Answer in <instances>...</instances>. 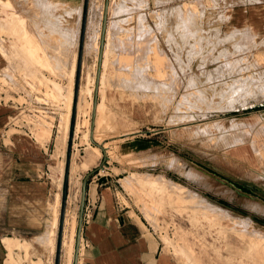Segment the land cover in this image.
<instances>
[{
	"label": "rangeland",
	"instance_id": "obj_1",
	"mask_svg": "<svg viewBox=\"0 0 264 264\" xmlns=\"http://www.w3.org/2000/svg\"><path fill=\"white\" fill-rule=\"evenodd\" d=\"M84 6L0 0V23L18 27L0 28V103L12 106L0 131V173L30 167L19 149L15 157L17 139L42 149L32 180L14 195L3 193L8 180H0V264H55L68 150L76 165L66 185L71 218L87 166L110 171L99 144L121 166L122 201L181 263L195 264L189 242L199 264H264V24L238 20L245 6L264 8V0H109L95 115L105 0H88L79 91L94 89L75 97ZM66 114L65 152L57 154ZM143 123L161 147L128 154L120 144ZM42 129L51 130L49 140L39 139ZM6 236L20 241L12 255Z\"/></svg>",
	"mask_w": 264,
	"mask_h": 264
},
{
	"label": "crops",
	"instance_id": "obj_2",
	"mask_svg": "<svg viewBox=\"0 0 264 264\" xmlns=\"http://www.w3.org/2000/svg\"><path fill=\"white\" fill-rule=\"evenodd\" d=\"M262 10L263 7L245 6L243 10L245 16L238 18L235 13L233 17L234 20L238 18L241 22L255 23L260 17L263 21L256 24L261 27L264 24V17H261ZM11 114L12 106L0 103V131L6 126L7 121H10ZM147 125L143 123L137 130L138 134L125 138L120 144L128 154L135 153L141 156L147 153L155 154L156 149L161 147L160 137ZM16 144L15 157L19 149L25 164L30 167H26L23 172H18L17 169L10 170L5 173L6 176L0 173V180L4 177L8 180L7 188L3 189V193L6 190L9 197L14 195L17 186L30 183L29 180H32L31 176L34 174L33 168L40 164L37 159L38 152L42 151L36 141H22L19 138ZM106 155V163L109 164L110 171L95 172L88 181L86 205L92 212L91 217L84 221L78 264H183L171 252L164 249L159 236L150 228L138 209L122 201L119 194L120 180L123 179L119 174L122 172L116 171V168L121 166L111 164L109 154ZM103 158L104 155L101 162ZM87 167L86 173L95 170L97 165L90 163ZM251 172L256 176L259 171L254 169Z\"/></svg>",
	"mask_w": 264,
	"mask_h": 264
},
{
	"label": "bare ground",
	"instance_id": "obj_3",
	"mask_svg": "<svg viewBox=\"0 0 264 264\" xmlns=\"http://www.w3.org/2000/svg\"><path fill=\"white\" fill-rule=\"evenodd\" d=\"M11 22H6V23H0V28H4L6 30L12 31V32H17L18 27L15 28V24ZM18 33V32H17ZM101 35V32H100ZM100 35H99V41H100ZM29 46L27 48H29V50H36L37 49V43L35 42L34 38H27L26 41ZM100 45V44H99ZM99 45H98V50H99ZM28 50V51H29ZM106 60V59H105ZM74 73V65L72 68V74ZM91 80V79H90ZM72 86H73V80L70 83V91L72 90ZM85 86V85H84ZM82 87V86H81ZM80 87V88H81ZM85 90L80 89L79 94H83V93H89L92 94L93 89H94V84L85 87ZM71 97V96H70ZM83 99V98H82ZM70 100V99H69ZM84 100V99H83ZM83 103V102H82ZM82 103L80 104V107L82 105ZM98 106V105H97ZM81 110V109H80ZM70 111V110H69ZM69 114L64 115L63 118V125H65L63 131H61L60 134H58L55 138V142L57 145V154L58 152H65V146H66V137H67V126H68V122H69ZM50 133L51 130H47V129H42L38 135L39 139H42L43 137H46L48 140L50 138ZM43 136V137H42ZM94 148V147H93ZM75 155V154H74ZM94 152L93 150L89 152L88 154V159H90L91 157H94ZM75 158V157H74ZM93 159V158H92ZM89 161V160H88ZM87 161V162H88ZM88 165V163H87ZM76 165L72 164L70 166V171L72 172L75 169ZM144 184H148L150 187V189L153 188L152 183H148V182H143ZM80 197H81V191H82V180L80 181ZM72 196V195H71ZM68 197V196H67ZM69 199V198H68ZM67 199V200H68ZM146 199V198H145ZM71 200V199H70ZM69 206V204H68ZM71 206V205H70ZM67 208V207H66ZM69 211V210H68ZM66 210L65 213V219H64V226H63V236H62V247H61V253H60V259L62 264H71L73 257H74V251H75V242H76V233H77V227H78V217L76 215H73L71 218H69L68 212ZM71 216V215H70ZM53 222L51 223L50 226H56L57 225V215L55 213L54 218L52 220ZM239 230V229H238ZM243 230V229H242ZM56 229L54 228L53 232L52 229H48V233H55ZM53 236L51 235V241L53 240ZM48 239V238H47ZM42 242L44 244H46V238L42 237L41 238ZM3 242L5 243L8 251H9V255H12V250L14 249L15 245H17L18 243H20V241L16 238L10 237V236H6L3 238ZM254 243V242H253ZM185 248L187 249L188 253L190 256H192V258L195 261V264H199V258L198 256L195 254L194 252V248L192 243H185ZM81 247V246H80ZM252 247V245H251ZM245 250V249H244ZM18 261V260H17ZM8 264H14V259L10 258L8 261Z\"/></svg>",
	"mask_w": 264,
	"mask_h": 264
},
{
	"label": "water",
	"instance_id": "obj_4",
	"mask_svg": "<svg viewBox=\"0 0 264 264\" xmlns=\"http://www.w3.org/2000/svg\"><path fill=\"white\" fill-rule=\"evenodd\" d=\"M88 0H85V6H84V13H83V19H82V29H81V36H80V48H79V57H78V71H77V78H76V85H75V97L78 96L79 91V82H80V69L82 64V55L84 50V37H85V31H86V22H87V10H88ZM108 6H109V0H105V6H104V13H103V22H102V29H101V38H100V47H99V56H98V65H97V73H96V85L94 89V99H93V115H95V108L96 104L98 102V85H99V78H100V72H101V65H102V56H103V50H104V42L106 37V21H107V15H108ZM71 125H74V119L71 121ZM93 125L91 132H93ZM100 147L103 149L104 152V158L102 161V165L105 164L107 155L106 151L104 150V146L99 144ZM69 153L67 155V165L65 169V184H64V190H63V198H62V205H61V211H60V223H59V231H58V241H57V248H56V257H55V264H60V253H61V247H62V236H63V226H64V219H65V213H66V185H67V179L69 175L70 170V148ZM101 165V166H102ZM95 170L87 172L83 179H82V191H81V197H80V204H79V212H78V228L76 233V242H75V251H74V262L73 264H78L79 262V254H80V238L82 236L83 226H84V210L86 205V197H87V186L88 181L90 177L95 173Z\"/></svg>",
	"mask_w": 264,
	"mask_h": 264
},
{
	"label": "built area",
	"instance_id": "obj_5",
	"mask_svg": "<svg viewBox=\"0 0 264 264\" xmlns=\"http://www.w3.org/2000/svg\"><path fill=\"white\" fill-rule=\"evenodd\" d=\"M103 166H104V165H103ZM102 170H103V169L99 170V172L102 171ZM91 212H92L91 208L88 207L87 205H85V210H84V221H87V220L91 217Z\"/></svg>",
	"mask_w": 264,
	"mask_h": 264
}]
</instances>
